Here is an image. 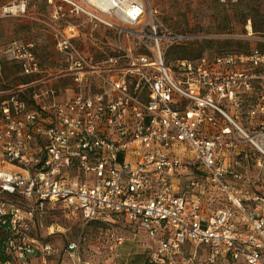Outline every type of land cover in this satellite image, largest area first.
<instances>
[{"label": "built area", "instance_id": "1", "mask_svg": "<svg viewBox=\"0 0 264 264\" xmlns=\"http://www.w3.org/2000/svg\"><path fill=\"white\" fill-rule=\"evenodd\" d=\"M46 2L62 79L42 78L35 42L0 47V264L46 263L56 249L39 223L58 205L143 231V264H264V33L249 19L248 50L169 65L185 37L149 0ZM80 16L117 33L105 60L62 22ZM7 67L36 78L11 82ZM112 235L117 259L124 237Z\"/></svg>", "mask_w": 264, "mask_h": 264}, {"label": "rangeland", "instance_id": "2", "mask_svg": "<svg viewBox=\"0 0 264 264\" xmlns=\"http://www.w3.org/2000/svg\"><path fill=\"white\" fill-rule=\"evenodd\" d=\"M25 3V10L6 13L5 7ZM156 11L158 24L169 33L183 35L182 41L167 50V63L173 65L179 58H196L203 54L238 53L255 44L248 34V20L260 22L264 18V0H149ZM51 9L46 0H0V47L11 40L33 41L44 69L42 78L57 81L61 74V56L55 46L51 28ZM63 24L74 23L79 30L78 44L93 57L103 61L114 53L117 33L102 24L84 17H72ZM189 41L191 44L186 43ZM6 78L11 82H27L36 77H14L16 71L7 67ZM191 168V169H190ZM199 169L193 164L182 177L185 185L190 171ZM184 190V188H183ZM50 231H53L50 234ZM115 235L124 237L115 258L112 246ZM38 236L50 241L56 251L46 263L36 264H142L151 252L152 244L143 231L126 226L120 220L113 227L96 221H87L79 213H72L60 205L48 208L39 223ZM70 242H76L75 251H67ZM224 264H234L226 262Z\"/></svg>", "mask_w": 264, "mask_h": 264}, {"label": "trees", "instance_id": "3", "mask_svg": "<svg viewBox=\"0 0 264 264\" xmlns=\"http://www.w3.org/2000/svg\"><path fill=\"white\" fill-rule=\"evenodd\" d=\"M260 20V22H254V31L264 33V18ZM186 43L191 44L189 41H187Z\"/></svg>", "mask_w": 264, "mask_h": 264}, {"label": "crops", "instance_id": "4", "mask_svg": "<svg viewBox=\"0 0 264 264\" xmlns=\"http://www.w3.org/2000/svg\"><path fill=\"white\" fill-rule=\"evenodd\" d=\"M261 192L264 193V173H263V185H262V187H261ZM143 234L145 235V233H143ZM145 236H146V235H145ZM149 255H150V253H149ZM149 255H148V256H149ZM148 256H147V257H148ZM147 257H146V259H147ZM146 259H145V260H146ZM145 260L143 261V263L145 262ZM143 263H142V264H143Z\"/></svg>", "mask_w": 264, "mask_h": 264}, {"label": "bare ground", "instance_id": "5", "mask_svg": "<svg viewBox=\"0 0 264 264\" xmlns=\"http://www.w3.org/2000/svg\"><path fill=\"white\" fill-rule=\"evenodd\" d=\"M22 7V4H20V5H18V4H15L14 6H13V8L12 9H20Z\"/></svg>", "mask_w": 264, "mask_h": 264}]
</instances>
